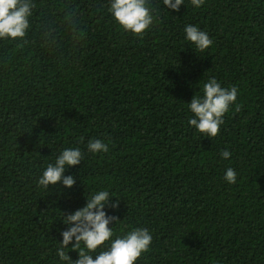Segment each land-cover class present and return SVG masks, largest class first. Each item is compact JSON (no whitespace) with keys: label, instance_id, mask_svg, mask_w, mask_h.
Listing matches in <instances>:
<instances>
[{"label":"trees","instance_id":"1","mask_svg":"<svg viewBox=\"0 0 264 264\" xmlns=\"http://www.w3.org/2000/svg\"><path fill=\"white\" fill-rule=\"evenodd\" d=\"M150 5L159 22L134 36L108 0H34L27 37L0 40V264H55L61 211L96 188L118 197L109 227L153 234L137 264H264V0ZM186 24L213 44L196 52ZM208 77L239 88L216 137L187 123ZM92 139L108 152L90 153ZM73 146L84 153L65 172L74 185L44 190L42 170Z\"/></svg>","mask_w":264,"mask_h":264},{"label":"clouds","instance_id":"2","mask_svg":"<svg viewBox=\"0 0 264 264\" xmlns=\"http://www.w3.org/2000/svg\"><path fill=\"white\" fill-rule=\"evenodd\" d=\"M204 3L205 0H191L195 8ZM184 4L185 0H161V7L167 10L179 11ZM33 8L34 0H0V40H24L31 28ZM107 10L125 32L134 36H142L159 22L160 17V11L150 5V0H108ZM183 32L184 40L196 52H204L213 44L208 32L197 25L186 24ZM199 89L197 93L200 94L196 93L187 103L191 113L187 123L207 137H216L230 109L234 106L239 111V88L234 85L223 87L216 78L208 77ZM87 149L93 154L106 153L108 145L100 139H92ZM220 156L228 160L231 152L222 150ZM83 158L84 153L79 147H65L42 170L38 185L46 191L50 185L58 184L71 188L76 177L65 175V172L80 164ZM224 180L236 183L237 173L233 168L225 170ZM110 197L117 196L109 188H96L86 195L87 202L83 207L69 215L61 211L60 220L69 228L62 231L63 239L55 246V264H137L150 250L153 234L147 228L133 227L117 232L115 225L119 222L118 218L109 216L105 211ZM118 206L119 199L111 205L113 209ZM114 221L115 225L109 227ZM69 244H72L71 248ZM70 251L78 253L76 260L69 256Z\"/></svg>","mask_w":264,"mask_h":264}]
</instances>
